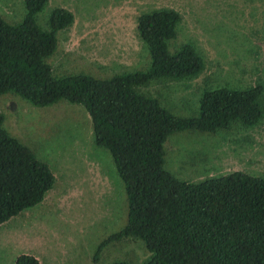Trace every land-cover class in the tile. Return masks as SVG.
Masks as SVG:
<instances>
[{"label":"rangeland","instance_id":"1","mask_svg":"<svg viewBox=\"0 0 264 264\" xmlns=\"http://www.w3.org/2000/svg\"><path fill=\"white\" fill-rule=\"evenodd\" d=\"M53 8L73 21L57 33L58 45L45 58L53 77L84 74L107 78L143 70L149 59L136 30L140 14L171 9L180 16L174 51L192 45L201 72L185 80H159L135 88L154 95L171 113L197 112L201 93L219 87H263V114L253 126L235 123L228 131L171 134L163 144L164 169L174 178L198 182L233 171L264 178V0H47L36 23L47 29ZM22 0H0V16L17 23ZM3 129L44 162L54 184L43 200L0 225V264L21 252L40 264H145L149 253L136 237L98 244L126 222V200L108 152L93 144L85 110L64 100L35 107L11 93L0 95Z\"/></svg>","mask_w":264,"mask_h":264},{"label":"trees","instance_id":"2","mask_svg":"<svg viewBox=\"0 0 264 264\" xmlns=\"http://www.w3.org/2000/svg\"><path fill=\"white\" fill-rule=\"evenodd\" d=\"M46 2L22 0L24 12L14 24L0 16V95L11 93L35 107L64 100L80 105L90 118L93 144L108 152L126 200L125 225L98 244L92 260L106 244L132 236L149 253L145 264H264V178L233 171L186 182L163 167V144L171 134L213 135L235 123L255 125L263 114V87L205 90L197 112L188 117L171 113L154 95L137 92L159 80L195 77L203 68L191 44L169 50L180 21L171 9L136 19L148 54L146 69L107 78L53 77L44 59L54 53L57 33L73 16L53 8L42 29L35 19ZM2 123L0 113V225L39 204L54 184L48 166ZM13 264L39 263L22 253Z\"/></svg>","mask_w":264,"mask_h":264},{"label":"crops","instance_id":"3","mask_svg":"<svg viewBox=\"0 0 264 264\" xmlns=\"http://www.w3.org/2000/svg\"><path fill=\"white\" fill-rule=\"evenodd\" d=\"M22 253L32 255L33 257H35V258L37 259L38 263L40 264L39 259H38V257H37L35 254H33V253H31V252H21V253H19V254H22ZM19 254H16L15 257H16L17 255H19ZM15 257L12 258L11 264H13V261H14Z\"/></svg>","mask_w":264,"mask_h":264}]
</instances>
